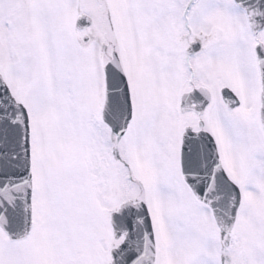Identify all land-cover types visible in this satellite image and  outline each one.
Returning a JSON list of instances; mask_svg holds the SVG:
<instances>
[{"label": "snow or ice", "instance_id": "6c2138e0", "mask_svg": "<svg viewBox=\"0 0 264 264\" xmlns=\"http://www.w3.org/2000/svg\"><path fill=\"white\" fill-rule=\"evenodd\" d=\"M0 264H264V0H0Z\"/></svg>", "mask_w": 264, "mask_h": 264}]
</instances>
